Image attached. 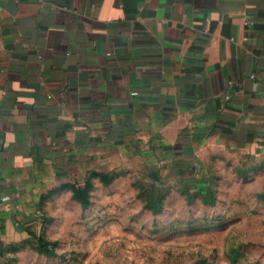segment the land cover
I'll list each match as a JSON object with an SVG mask.
<instances>
[{"label": "crops", "instance_id": "obj_1", "mask_svg": "<svg viewBox=\"0 0 264 264\" xmlns=\"http://www.w3.org/2000/svg\"><path fill=\"white\" fill-rule=\"evenodd\" d=\"M211 146L264 153V0H0V261L65 173Z\"/></svg>", "mask_w": 264, "mask_h": 264}, {"label": "rangeland", "instance_id": "obj_2", "mask_svg": "<svg viewBox=\"0 0 264 264\" xmlns=\"http://www.w3.org/2000/svg\"><path fill=\"white\" fill-rule=\"evenodd\" d=\"M0 262L264 264V153L211 146L184 173L137 159L65 173L37 190Z\"/></svg>", "mask_w": 264, "mask_h": 264}, {"label": "trees", "instance_id": "obj_3", "mask_svg": "<svg viewBox=\"0 0 264 264\" xmlns=\"http://www.w3.org/2000/svg\"><path fill=\"white\" fill-rule=\"evenodd\" d=\"M45 249V248H44Z\"/></svg>", "mask_w": 264, "mask_h": 264}]
</instances>
